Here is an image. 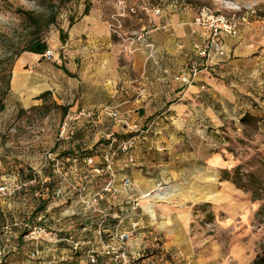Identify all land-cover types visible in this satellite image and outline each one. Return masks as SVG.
<instances>
[{
	"label": "rangeland",
	"instance_id": "obj_1",
	"mask_svg": "<svg viewBox=\"0 0 264 264\" xmlns=\"http://www.w3.org/2000/svg\"><path fill=\"white\" fill-rule=\"evenodd\" d=\"M174 1L179 4L173 5ZM154 8H159L164 16L175 11H188L195 16L204 8L211 14L238 22V31L243 29L247 34L264 36L261 32L264 31L261 27L264 25V0H0V93L5 83L10 81L9 92L3 101L4 109L0 113V188H3L0 192V264L38 262L41 260L39 253L43 255L45 230L53 232L59 225L64 231H58V238H62L64 234L73 233V226L76 228L80 223H88L92 226L89 235L83 232L74 234L81 244L87 246L89 240V246L96 250H100L101 243L112 240V235L104 233V229L98 230L100 218L97 214L77 215L84 206L81 203L84 197L100 194L108 181V174L94 171L103 168L101 150L105 148L106 139H95V128L84 124L76 127L75 142L59 140L60 126L67 112L63 114L50 93L45 98L41 97L43 61L48 65L71 66L78 63V51H93L88 34H82L81 38L70 35L85 17L93 26L102 23L115 53L128 55L129 47L143 30L142 27L153 19L150 10ZM63 36L62 45L60 38ZM33 38L46 43L47 51L52 53L49 61L43 55L22 52ZM20 59L23 66L12 85L15 64ZM39 97L42 99L39 100ZM154 126L147 133L151 134L149 138L152 140L158 139L162 133H156ZM258 127L254 120L243 119L240 123L225 124L220 129L223 150L232 155L226 162L231 163L229 166L233 165L225 169L224 182L249 191L255 201L264 200V187L261 185L264 161L260 141L255 135ZM82 140L86 145H82ZM74 153L75 163H64L57 172L55 160L61 162L60 158ZM49 154L53 159L48 157ZM120 156L123 155H118L116 159ZM88 157L91 163L86 162ZM121 159L124 160L123 165L132 166L134 170L137 168L134 156L133 165L127 163L124 157ZM141 174L163 187L169 184L166 171L143 169ZM120 177V181L127 178L134 185V179L129 174L121 172ZM75 186L78 198L70 208V204L64 205V201H59L62 198L57 199L54 190L67 187L70 189L68 193L73 194ZM116 193L120 200L121 189ZM134 194L137 195L135 191ZM261 204L243 228L230 218V211L224 210L215 215L209 205H196L191 208L188 232L173 235L180 238L179 244L170 241L173 236L169 237L158 228L161 221L170 223L167 218H161L163 210L180 209L176 206L179 203L171 198L157 202L144 199L141 202L140 227L127 246L129 264H264V203ZM107 205L105 197L95 204V208L106 210ZM148 205L155 208L154 220L142 214ZM122 206H114V213L119 214V207ZM47 209L48 221L43 222ZM55 213L60 220H56ZM111 225L118 233L129 229L127 222L119 223L117 216ZM73 236L71 234V238L75 239ZM45 241L47 250L57 246ZM57 249L63 253L59 258H66L62 264H78L75 258L81 254H73L67 246L58 245ZM34 253L36 256L31 257ZM96 264L110 263L105 258Z\"/></svg>",
	"mask_w": 264,
	"mask_h": 264
},
{
	"label": "crops",
	"instance_id": "obj_2",
	"mask_svg": "<svg viewBox=\"0 0 264 264\" xmlns=\"http://www.w3.org/2000/svg\"><path fill=\"white\" fill-rule=\"evenodd\" d=\"M193 18L194 15L188 11H175L172 15L162 14L159 18L150 19L130 45L129 54L119 55L115 53L102 23H98L99 27H96L98 24L93 26L85 17L70 35L81 38L82 34H88L93 51H78V63L71 66L48 65L43 61V93H50L57 106L67 108V114L81 110L93 113L97 119L95 139L105 140L110 133L124 138L128 132L123 124L101 114L103 108H111L121 121L129 125L143 127V124L154 122L156 127L153 130L162 132L155 140L147 133L140 138L142 141L139 140L133 154L135 170L132 166L123 165L124 160L120 158L124 156L115 160L113 185L114 191H119L121 172L127 173L133 177V188L139 197L144 185L151 196L160 193L152 192L159 182L146 179L141 174L142 170L166 171L169 184L167 187L164 185L162 191L166 189L167 198L179 203L176 206L182 210L180 213V209L163 210L161 218H167L170 223L161 221L165 230L158 228L169 237L188 232L191 208L196 205H209L215 215L230 211V218L243 228L264 203L260 199L255 201L249 191L225 184L224 171L233 165L226 162L232 155L223 150L220 132L225 124L254 120L259 125L255 135L260 141L264 161V36L247 34L243 29L235 37L221 36L226 48L224 56L216 58L208 70L196 74L191 84L184 85L174 79L187 76L189 62L195 59L193 45L199 38L190 35ZM22 66L23 60L20 59L15 64L12 85L18 79ZM84 124L91 127L84 118L74 123L76 127ZM75 138L76 135L71 142H75ZM81 143L86 145L85 140ZM75 155L60 158L61 165L75 163L72 161ZM261 185L264 187V175ZM61 188L60 198L63 200L57 199L72 208L77 200L76 193H68L70 189L67 187ZM152 196L153 201H159L155 195ZM120 199H123V194ZM107 201V208L113 214H109L108 223L112 229V217L116 216L115 202ZM153 210L155 219V208ZM47 212L48 209L43 222L48 221ZM142 214L151 219L149 213L144 211ZM55 215L56 220L59 219L58 214ZM77 215L86 217L81 213ZM85 225L83 222L76 228L73 226L71 234L75 240L79 237L74 233L83 232ZM58 231H64L60 225L52 233L58 236ZM174 236L170 241L181 244L180 238ZM44 239L46 243L48 240L57 245L55 248L52 246V252L47 250ZM88 243L89 240L87 246L78 252L80 257L75 258L78 264L90 262L88 252L96 251ZM58 245L66 246L43 235V255L39 253L41 260L25 264H62L66 258H59L63 253L57 249ZM96 257V261L105 259L99 255Z\"/></svg>",
	"mask_w": 264,
	"mask_h": 264
},
{
	"label": "built area",
	"instance_id": "obj_3",
	"mask_svg": "<svg viewBox=\"0 0 264 264\" xmlns=\"http://www.w3.org/2000/svg\"><path fill=\"white\" fill-rule=\"evenodd\" d=\"M173 5H178L177 1L172 2ZM130 12H134L130 8ZM150 14L153 18H159L162 15V12L159 8H154L150 10ZM238 34V22L233 19L227 20L222 16L211 14L207 9H201L194 16L191 23L190 35L193 37H198L199 39L193 45V51L195 54V59H192L189 62L187 72L188 75L182 78H175L177 82H181L184 85L191 84L194 76L199 72L208 70L211 67V63L216 60V58H221L226 52L224 43L220 40L221 36L235 37ZM52 57L50 51H46L43 54V58L49 61ZM101 114L106 115L108 118L114 122H118L124 125V128L128 131L124 138H117L113 133L107 134L105 137L106 145L103 153L101 154V161L103 162V168L94 169L96 173H106L108 174V181L104 184L102 192L100 194H95L91 198L84 197L81 203L84 204L83 208L80 210L81 214L95 213L100 218V223L98 225V230L104 229V233H109L112 235V240L108 243H101L100 250L89 251L88 256L90 257V262L97 263L96 256L106 258L109 260L110 264H129V253L127 250L128 243L132 240V235L140 227L141 219V202L146 199L145 197H136L134 194V188L129 179L123 178L120 181V189L123 193V199L118 200L117 193L114 191L113 180L115 178L114 162L118 155H123L126 158L127 163L132 164L133 152L137 147V143L143 134L148 133L152 126L156 125L154 122L144 125L143 127L138 124H127L125 121H121L116 112L111 108H103L100 111ZM85 119L92 128L97 127L96 116L91 112H86L84 110L78 111L74 114H67L60 126L59 130V140L71 141L76 135V126L74 123L79 119ZM48 157L52 158V154H49ZM73 162L76 161V158H73ZM56 170H60L61 162L55 160ZM87 163H91L90 157L86 159ZM163 185L158 184L154 191L161 192L163 190ZM3 191V188H0V192ZM55 191V196L61 197L62 192L59 188ZM73 191L76 193L77 188H73ZM150 195V193H149ZM148 195V197H149ZM78 198V193H77ZM106 197V201H114L115 206L120 204L119 214L117 213V220L119 223L127 222L129 229L118 233L116 227L113 231H110L109 223V214L111 209L100 210L95 208V204L98 201H101ZM81 199V197H80ZM108 202V201H107ZM72 213V212H71ZM78 214V213H77ZM76 215V213H75ZM115 216V217H116ZM114 222V217H112ZM112 222V223H113ZM85 228L83 229L84 233L89 232L91 229L88 223H86ZM106 224V226H104ZM102 226H104L102 228ZM97 230V229H96ZM100 233L99 231L97 232ZM45 236L53 240L54 243H63L68 248L71 249L73 254H77L84 245L81 244L78 240L71 238V235L64 234V237L58 238L52 232L46 231ZM74 237V236H73ZM31 257H35V253L31 254Z\"/></svg>",
	"mask_w": 264,
	"mask_h": 264
},
{
	"label": "trees",
	"instance_id": "obj_4",
	"mask_svg": "<svg viewBox=\"0 0 264 264\" xmlns=\"http://www.w3.org/2000/svg\"><path fill=\"white\" fill-rule=\"evenodd\" d=\"M64 38H65L64 36L60 38V42L62 45L64 44ZM46 51H47L46 43L42 39L33 38L32 40L28 42L26 48L22 52H26L32 55H43ZM9 83L10 81L9 82L7 81L5 83L2 89V93H0V113L4 109L3 101H4L5 96L9 92ZM47 95H49V93L45 92L41 95V97L45 98ZM40 99L42 98L39 97V100ZM59 108L63 112V114L67 112V108L65 107H59Z\"/></svg>",
	"mask_w": 264,
	"mask_h": 264
},
{
	"label": "bare ground",
	"instance_id": "obj_5",
	"mask_svg": "<svg viewBox=\"0 0 264 264\" xmlns=\"http://www.w3.org/2000/svg\"><path fill=\"white\" fill-rule=\"evenodd\" d=\"M149 193H150V190L147 187H145V185H144V189L142 190V197H145L146 199L151 200L153 198V196L151 197L149 195ZM148 195H149V197H148ZM153 195H155L156 200H159V201L167 199V196H166L167 195V191H166V189L164 191L160 192V193H155ZM145 209H146L145 212L149 213V215L151 217V220H154L153 207L152 206H147V207H145ZM158 226H159V228L165 230L164 224L161 223V224H158Z\"/></svg>",
	"mask_w": 264,
	"mask_h": 264
}]
</instances>
